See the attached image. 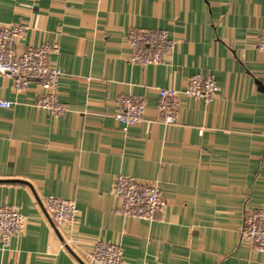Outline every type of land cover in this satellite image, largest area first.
<instances>
[{
    "label": "crops",
    "instance_id": "1",
    "mask_svg": "<svg viewBox=\"0 0 264 264\" xmlns=\"http://www.w3.org/2000/svg\"><path fill=\"white\" fill-rule=\"evenodd\" d=\"M0 23L27 26L19 50L58 45L51 61L70 109L52 116L35 105L37 82L16 93L0 75V100L12 103L0 107V206L26 218L8 245L0 239V264H92L98 241L119 244L124 264H264L239 236L264 208V0H0ZM133 27L176 41L166 65L129 62ZM199 73L215 77L216 97L182 96L178 121L164 123L159 89ZM127 95L146 110L124 130ZM120 174L159 182L165 206L153 221L118 212ZM51 195L76 202L72 230L52 227Z\"/></svg>",
    "mask_w": 264,
    "mask_h": 264
},
{
    "label": "built area",
    "instance_id": "2",
    "mask_svg": "<svg viewBox=\"0 0 264 264\" xmlns=\"http://www.w3.org/2000/svg\"><path fill=\"white\" fill-rule=\"evenodd\" d=\"M27 26L0 23V75L12 80L13 90L21 93L37 82L35 105L52 116L66 115L70 109L59 98L63 70L51 61L57 53V44L44 43L38 47L18 49L26 36ZM129 62L137 65H166L176 41L166 30L133 27L128 31ZM256 49L264 54V31L256 41ZM219 91L213 75L195 74L184 89L167 87L159 89V111L166 124L178 121L181 97L187 96L212 101ZM10 101L0 100L1 108H11ZM146 105L142 97L127 95L119 101L116 119L124 130L140 124L145 119ZM118 200V212L125 217L153 221L165 206L162 188L158 181H145L130 175H117L113 187ZM43 207L49 220L60 231L72 230L77 223L78 209L73 199L48 196ZM26 218L9 205L0 206V239L8 245L12 236L20 234ZM240 242L250 244L264 253V208L248 212L239 230ZM92 264H124L123 248L116 243L98 241L91 253Z\"/></svg>",
    "mask_w": 264,
    "mask_h": 264
},
{
    "label": "water",
    "instance_id": "3",
    "mask_svg": "<svg viewBox=\"0 0 264 264\" xmlns=\"http://www.w3.org/2000/svg\"><path fill=\"white\" fill-rule=\"evenodd\" d=\"M50 222H51V225H52V227L55 229V231L59 234V231H58V229L55 227V225L52 223V221L50 220ZM66 247H68L69 249H70V251L72 252V253H74L73 252V250L68 246V245H66ZM75 255V254H74ZM77 257V256H76ZM78 258V257H77ZM79 259V258H78ZM84 263V262H83ZM85 264V263H84Z\"/></svg>",
    "mask_w": 264,
    "mask_h": 264
}]
</instances>
